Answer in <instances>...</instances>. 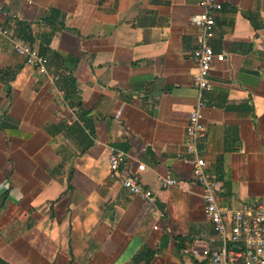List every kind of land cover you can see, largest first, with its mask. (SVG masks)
Here are the masks:
<instances>
[{"label":"crops","instance_id":"0c3cea01","mask_svg":"<svg viewBox=\"0 0 264 264\" xmlns=\"http://www.w3.org/2000/svg\"><path fill=\"white\" fill-rule=\"evenodd\" d=\"M202 157L217 200L264 204V0H219ZM199 0H0V256L20 264H209L218 239L193 178ZM36 46L54 80L2 33ZM155 194L109 177L108 155ZM170 176L177 187L160 188ZM177 237L179 240H177ZM181 240V242H180ZM180 245V246H179Z\"/></svg>","mask_w":264,"mask_h":264},{"label":"built area","instance_id":"2783aa9c","mask_svg":"<svg viewBox=\"0 0 264 264\" xmlns=\"http://www.w3.org/2000/svg\"><path fill=\"white\" fill-rule=\"evenodd\" d=\"M201 10L190 16V24L199 30V44L192 51L196 64L194 84L196 101L188 114L185 127L187 138L186 150L193 156L192 175L203 188L204 211L211 221L218 239L215 248L205 247L202 255L209 264H264V204L243 200L239 206L228 208L217 200L218 182L211 179L206 172V161L202 157L201 144L206 135V128L201 119V110L206 99L205 92L210 90L209 73L214 60L224 59L223 53L214 51L211 39L214 36L215 13L221 9L219 0H199ZM1 33L7 37L15 53L22 57L24 63L37 69L39 73L54 80L58 74H50L45 57L38 48L29 42L8 34L7 29ZM129 155L121 150H112L108 155L109 177L118 179L121 186L131 195L140 196L149 202L156 194L144 186L138 174L144 170L143 163L136 166L135 172L127 169ZM160 188L168 190L179 185L176 178L159 175Z\"/></svg>","mask_w":264,"mask_h":264},{"label":"trees","instance_id":"16d2710c","mask_svg":"<svg viewBox=\"0 0 264 264\" xmlns=\"http://www.w3.org/2000/svg\"><path fill=\"white\" fill-rule=\"evenodd\" d=\"M0 129H1L3 132L7 133V134H8L9 131H10V130H9L5 125H3V124H0ZM177 240H179L178 237H177ZM180 242H181V240H180ZM179 246H180V245H179ZM147 252H148V253H147ZM145 253L148 254V256H147L146 259H145V264H151V258L153 257V255H154L155 252L152 251V250L147 249ZM143 255H144V253H138V254L134 257L132 263H133V264H138V262H140V260L142 259ZM0 264H20V263H11V262L5 260L3 257L0 256Z\"/></svg>","mask_w":264,"mask_h":264}]
</instances>
